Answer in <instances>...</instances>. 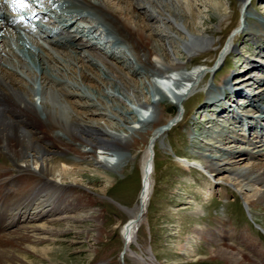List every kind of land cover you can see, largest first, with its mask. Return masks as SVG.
I'll list each match as a JSON object with an SVG mask.
<instances>
[{"label":"bare ground","instance_id":"bare-ground-1","mask_svg":"<svg viewBox=\"0 0 264 264\" xmlns=\"http://www.w3.org/2000/svg\"><path fill=\"white\" fill-rule=\"evenodd\" d=\"M251 1L240 0L239 7L242 18L247 22L252 20L253 24L250 27L248 23L243 26L239 23L238 28L241 26V34L250 35L255 41L262 39L259 55L250 59L246 52L237 63L242 74L231 81L221 78L222 87L211 83L199 92L205 95L203 108L207 111L204 116L207 124L197 125L203 133L215 126L210 140H220L228 132L224 139L250 142L253 147L247 154L253 160L247 170L239 168L248 158L243 152L247 149L241 145L243 142L233 147L244 155H228L227 147L222 154L192 151L190 157L179 155V158L185 177L193 174L191 168L197 167L195 162L210 174L233 171L229 175H218L217 179L232 182L239 191L247 189L245 203L256 213L257 210L264 212V129L260 125L264 127V122L258 121L264 120V82L257 85L260 79L264 81V17L252 19L256 14L250 10ZM24 2L33 5L25 12L20 0H0V264H36L24 257L28 253L52 263L50 256L44 254L46 249L36 254L29 245L71 234L77 230L70 228L71 224L75 227L90 221L92 230L99 232L102 220L101 213L94 209V195H99L100 191L94 183L117 180V173L138 153L143 159L141 194L128 212L129 219L122 229L124 257L155 264L149 259H139L130 249L144 222L152 195L155 143L163 141L168 132L182 122V110L169 114L171 103L184 106V100L198 90L207 73L229 67L233 53H243L233 41H227L216 52L210 51V47L216 45L213 30L225 21L226 8L220 0ZM68 3L73 10L56 13L59 4ZM5 4L11 5L9 13L1 10L7 8ZM235 7L233 18L238 14ZM53 15H58L55 23ZM77 23L82 25L76 27ZM19 29L38 32L53 51L40 43L38 47L31 45L19 35ZM8 34L11 42L6 39ZM101 36L114 40L105 41ZM107 45L113 47L111 52L105 49ZM116 48H120L119 52H114ZM58 49L65 56L60 55ZM125 50L133 55L134 61L127 57ZM53 61L62 65L55 67ZM64 71L75 75L76 81ZM253 77L259 80L254 85ZM251 82L256 87L249 95L242 88L252 87ZM109 84L111 90L107 87ZM152 90L156 92L152 94ZM72 94L87 98L93 108L84 110L87 102L73 100ZM223 95L231 99L229 105L225 104ZM126 96L138 110L126 103ZM240 97L245 100L236 103ZM98 105H107L109 111ZM236 111L253 119L244 120L235 115ZM94 113L118 121H107L108 130L96 120ZM221 115L226 118L221 120L218 117ZM186 129L189 134L186 141L191 143L196 135L190 133L189 127ZM234 132L242 136L231 135ZM199 147L203 151L211 149L208 143ZM208 184L202 193L216 188ZM84 207L89 208L86 216L71 215L70 211ZM202 211V206L197 205L193 213ZM225 217L224 213H216L215 228L199 226L187 238L188 242L193 238L206 242V256L200 255L195 264L200 261L264 264V252L250 234L246 231L232 233ZM40 220H45L42 224L47 225L38 223ZM63 223L67 226L61 229L51 227Z\"/></svg>","mask_w":264,"mask_h":264},{"label":"rangeland","instance_id":"rangeland-1","mask_svg":"<svg viewBox=\"0 0 264 264\" xmlns=\"http://www.w3.org/2000/svg\"><path fill=\"white\" fill-rule=\"evenodd\" d=\"M220 2L226 8L227 17L220 27L214 28L213 37L215 41L214 43L216 45L210 47V51L216 52L222 46H224L227 41H233L237 49L243 53H238L237 51L234 52L229 67H221L217 69L218 71L215 70V72L210 71L207 73L206 76L201 79L198 90L193 95L187 97L185 99L186 101L184 100V106H177L174 103H171L169 114L173 115L176 111H179V109L182 110L184 113V115L181 116L182 122L178 125V127L171 129L168 132V136H166L163 141H157L155 143V149L157 153L154 159L155 173L152 179V195L148 203L146 212L147 214L144 222L141 224V228L139 227L137 231V238L135 239V242L130 244L131 251L135 254H138L139 259H149L155 264H195V261L199 257L206 256V242L203 239L193 238L191 242H188L187 238L190 237L192 231L199 226L201 228L207 229L215 228L216 224L213 218L215 217L216 213L220 212L224 213L226 216L225 218L229 222L228 224L232 229V233L237 234L245 231L248 232L251 238L257 243L259 248L264 252L263 210H257L255 213L248 209V206L245 203L246 195L244 194V191L247 189H243L242 193V191L237 190L238 188L232 184V182L228 183L217 179L218 175H229V173L231 174L233 171L228 172L226 170H220L218 173L210 174L207 172L208 174H206L203 166L195 162L193 164H196L195 166L199 164L200 167L193 166L191 168L193 174L189 173L186 178L183 176L184 174L181 173L179 155L180 157H190V154L195 152L222 154L223 151H225L228 147V155L230 154L231 156H235L236 154H246L248 156V158L244 159L243 162L240 163L241 166H239V168H242L243 170H247L249 168V163L253 160L252 156L247 154L249 151H252L253 146L250 142L246 143L245 141H239V138H232V140L224 139L228 132H226V136H222L220 140H214V138L210 140L209 135L213 132L215 126L212 125L210 129L208 128L206 132L203 133L197 125L199 123L207 124V122H204V116L207 111H204L205 108H203L205 106V95L203 92H199L204 90L211 83H214L215 87H222V80L225 78H228L229 80L236 79L239 74H242V72L239 73V64L237 65L240 57L245 56L247 52V56L249 55L248 57L251 59V57L258 56L260 52L259 44L262 39L257 38L255 41V39H253V37L250 35H242L240 32V29L242 28L241 26L244 24L248 23L250 27L253 24L252 20H248L249 22H247V19L242 18L243 12L239 7L240 0H220ZM233 2H235V5ZM61 5L62 4H59V7H57V9L55 8L57 14L73 10L74 8L70 6L71 4L69 3L67 5H62V7ZM234 6H236V9H238L236 18H233ZM249 7L250 10L256 14V16L253 15L252 19H255L254 17L259 16L261 18L264 17V0H252ZM56 16L58 17V15H55V18H52L53 23L57 22ZM239 23H241L240 28H238ZM79 25L82 24L77 23L76 27ZM7 28H9V30L12 29L11 27ZM20 34L23 36V38L28 40L31 45L38 47V43H40L45 45L50 52L53 51L51 47L47 46L46 40L42 39V37H40V35L37 33H28L20 29L19 35ZM6 37L7 41H12L9 34L8 36L6 35ZM88 37L92 42H95V39H93L91 35ZM102 38H105V41L114 40L109 36H104ZM112 48L113 47L107 45L105 49L107 52H111ZM114 50V52H119L120 48H116ZM58 51L60 55L65 56V53H63L61 49H58ZM70 51L68 53H70ZM54 52L57 53L56 50ZM126 52L127 57L134 61L133 55L131 56L130 53H128L129 51ZM244 59L248 62L250 61L245 57ZM52 65L59 67L62 64L59 63V61H53ZM189 67H191V65ZM28 73H30V75L35 78L31 72L28 71ZM64 73L65 75L67 74L66 76H69L70 79L72 78L74 81H76L75 75L71 74L70 71H64ZM254 74L255 73H253V75ZM221 78L222 80L219 82ZM255 78L257 79L258 77H253V80H251L253 85L255 82L259 81ZM261 80L262 79H260V82L257 83V85L264 82ZM252 82L250 83L251 86ZM100 86L102 88L106 87V85L103 84ZM248 86L246 88H242V90L249 95H252L254 87L256 86ZM107 87L110 90L112 89L110 84L107 85ZM155 92L156 90H152L151 93L153 94ZM71 98L82 103L87 102L88 105L84 107V110L93 108L91 105H89L92 102L87 100L85 97L72 94ZM222 99L224 100L225 104L229 105L231 100L230 98H226L225 95H223ZM244 100L245 98L240 97L236 99V103L242 102ZM125 101L127 104L131 105L133 109H139L137 105H133L131 103L127 96L125 97ZM226 101L228 103H226ZM98 107H101L102 110H105L107 107V111H109L107 105H104V107L98 105ZM82 108V106H79V109L82 110ZM235 115L240 116L244 120L253 119L250 117L248 118L246 115H242L237 111ZM93 116L108 130H110V128L107 125V121L112 120L114 123L118 121L117 118L115 119L111 116H106L105 114L101 113H94ZM215 116H217V114H215ZM218 117H220L221 120L226 118L222 115ZM227 119L229 120L230 118ZM258 121L264 122V120ZM235 122L238 123L237 120H235ZM260 125L264 129L263 125ZM186 127H189L191 131L190 133L196 135V138L194 137L191 143L186 141L187 136H189ZM231 135L239 137L242 136L241 134H236L235 132ZM251 138L253 137L251 136ZM206 141H209L207 143L211 149L203 151L199 146L200 144H207ZM241 142H243L241 145L248 149V152L247 149L246 151H243L244 154L243 152L240 153L237 147H233L238 143L240 144ZM197 143H199V146ZM179 151L181 152L180 154ZM142 164V156L138 153L134 156V159L130 161V164L126 166L124 170L117 173V180L113 181L112 183H106L102 180L96 181L94 183L95 188L100 191L99 195H94V199L96 201L94 209H97L101 213L102 221L101 228L99 229L100 233L97 230H92V227H90L92 226V223H90V221L75 225L77 228L71 224L70 228L75 230L77 229L76 231L78 232L75 231L71 234H62L61 236L55 237L54 241L44 240L38 243L36 242L37 244L34 242L29 245L30 248L32 247L35 249L34 253L36 254L39 253L38 251L46 249V252H42H44L45 255L50 256V258L53 260L52 263L42 260L39 256L31 253L24 255V257L26 256L27 261H34L36 264H144L142 262H135L131 258L124 257L125 248L122 236L124 224L129 219L128 212L135 207L141 194V179L143 171ZM194 172H197V174H194ZM208 183L214 184L216 188H213L211 191L209 190L206 193H202V189L208 188ZM182 193H184L183 196L180 195ZM197 205H201L203 211L199 214H194L193 212ZM88 211L89 208L84 207L81 210L70 212L71 215L81 214L86 216ZM44 222L45 220H40L38 223L42 224ZM42 225L47 224L45 223ZM64 226L67 225L63 223L53 225L51 227L61 229ZM185 248L188 249L185 250ZM187 258H190L189 261L186 260ZM196 264L214 263L200 261Z\"/></svg>","mask_w":264,"mask_h":264},{"label":"snow or ice","instance_id":"snow-or-ice-1","mask_svg":"<svg viewBox=\"0 0 264 264\" xmlns=\"http://www.w3.org/2000/svg\"><path fill=\"white\" fill-rule=\"evenodd\" d=\"M13 2H16V0H13ZM20 3H21V6H26V5L23 3V0H20Z\"/></svg>","mask_w":264,"mask_h":264}]
</instances>
